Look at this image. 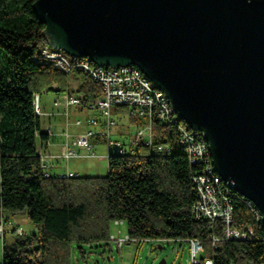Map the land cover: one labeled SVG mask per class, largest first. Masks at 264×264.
Wrapping results in <instances>:
<instances>
[{"label": "trees", "instance_id": "trees-1", "mask_svg": "<svg viewBox=\"0 0 264 264\" xmlns=\"http://www.w3.org/2000/svg\"><path fill=\"white\" fill-rule=\"evenodd\" d=\"M34 1L0 0V209L25 213L35 228L2 241L0 264H69L73 245L80 252L85 245L109 246L114 221H122L133 239H197L200 259L212 264L264 263V225L234 190L232 224L249 226L252 239L225 241L221 221L193 217L192 176L198 167L180 151L176 131L168 126L154 123L153 132L170 152L139 146L134 154L111 153L103 176H45L38 143L48 136L34 95L44 87L64 92L68 74L38 58L48 41ZM85 77L73 93L96 98L99 85ZM213 238L219 241L213 244Z\"/></svg>", "mask_w": 264, "mask_h": 264}, {"label": "water", "instance_id": "water-1", "mask_svg": "<svg viewBox=\"0 0 264 264\" xmlns=\"http://www.w3.org/2000/svg\"><path fill=\"white\" fill-rule=\"evenodd\" d=\"M32 8L50 46L96 65L135 66L164 92L264 225V0H35Z\"/></svg>", "mask_w": 264, "mask_h": 264}, {"label": "built area", "instance_id": "built-area-1", "mask_svg": "<svg viewBox=\"0 0 264 264\" xmlns=\"http://www.w3.org/2000/svg\"><path fill=\"white\" fill-rule=\"evenodd\" d=\"M38 58L68 75L75 72L84 74L100 87V94L93 99L83 94L64 91L62 101H54L55 106L64 109L62 115H64L65 122L60 132L62 141L56 152L46 149L56 133L51 125L43 129L48 138L38 143V154L45 176L52 172L60 177L78 176L79 173L68 169V161L74 158L95 157L94 147L90 143L91 138L105 142L107 151L103 157L107 160L113 152L120 155L134 154L139 146L150 148L158 153L170 152V145L155 142L153 132L154 123L168 126L176 131L177 146L180 151L187 156L191 165L198 167L192 176V191L195 194V201L191 206L193 217L208 220L211 223L221 221L223 224L222 239L225 241L253 238V231L249 226L237 229L232 224L231 190L233 189L215 172L203 134L196 129L189 128L184 121L178 118L165 93L157 89L137 67L96 65L88 57H70L48 43L39 50ZM34 106L37 115L41 117L45 115L39 106L38 94L34 95ZM71 107L96 113L87 115L84 120L79 118L70 120L69 109ZM122 108H125L124 111L130 119H146V122L136 123L135 131L127 137L126 141L115 137V134H120V130L117 129L118 123L124 116L120 113L117 116V113ZM72 127L75 130H72ZM59 168L61 171L57 172L56 169ZM243 202L255 218L261 220L262 216L256 206L246 198ZM113 223L119 226L122 221ZM14 231L15 236L24 233L12 216L0 209V240L3 241L7 234ZM119 233L118 230L117 234L110 233L109 235V242H113L117 249L122 248L125 243L134 242L141 245L145 241L130 238L127 233L123 236ZM155 241L166 242V240ZM182 241L188 243L191 264H212L209 258L203 261L200 259L202 245L197 239L190 238ZM212 241L214 244L219 239L213 238Z\"/></svg>", "mask_w": 264, "mask_h": 264}, {"label": "rangeland", "instance_id": "rangeland-1", "mask_svg": "<svg viewBox=\"0 0 264 264\" xmlns=\"http://www.w3.org/2000/svg\"><path fill=\"white\" fill-rule=\"evenodd\" d=\"M39 94V106L41 110H56L61 111V127L64 126V109L57 107L54 101H62L64 92H55L53 90L44 87L40 90ZM125 108H122L117 116L122 114L124 117L119 121L120 134H115V137L121 138L124 141L127 137L135 131L136 123L146 122L145 118L131 120L126 112ZM70 120L76 118L84 120L87 115L95 114L96 112H88L86 110L80 111L77 108L71 107L69 109ZM45 113V112H44ZM50 113V112H49ZM49 113H45L41 118L46 121ZM118 118V117H117ZM45 123V122H43ZM55 126V124H54ZM55 129V127H52ZM73 128V127H72ZM71 128V129H72ZM63 129V128H62ZM83 129V128H82ZM72 130H75L74 128ZM78 130V129H77ZM118 135V136H117ZM112 136H114L112 134ZM90 143L94 147L96 154L93 158H74L68 161V169H71L82 176H103L107 172V159L103 157L106 153V144L104 141L91 138ZM65 164V163H64ZM57 172L61 169H56ZM17 226L20 227L25 233H31L35 229L26 216L25 213H18L16 218ZM119 234L123 236L126 233V226L124 223L116 226L113 222L111 224V234ZM16 232H12L6 235L7 242H12ZM109 246H89L85 245L82 252L73 245L70 249L69 264H158L161 259H164L166 264H191L189 260L188 243L186 242H158L155 240H146L141 245L138 243H125L122 248L117 249L113 242H109ZM161 245V248L158 246ZM111 246V247H110ZM2 259V241L0 240V262Z\"/></svg>", "mask_w": 264, "mask_h": 264}, {"label": "crops", "instance_id": "crops-1", "mask_svg": "<svg viewBox=\"0 0 264 264\" xmlns=\"http://www.w3.org/2000/svg\"><path fill=\"white\" fill-rule=\"evenodd\" d=\"M85 78L86 77L81 73H73L71 75H67L66 83H65V91L73 92L75 89H77L80 86V84L82 82H84ZM43 112H45V113L50 112L49 113L50 115L46 116V117H48L46 119V121H43V118H41V120H42L41 129L43 130L47 125H51L52 127H55V129H53V130L56 133V135L51 139L52 141L47 146L46 149L51 151V152H56L59 150V144L62 141V137L60 136V132H62V128H63V126L61 127V124H62L61 114H60L61 111H60V109L57 108L55 111L54 110L48 111L45 109V110H43ZM43 122H45V123H43ZM54 124H55V126H54ZM12 218L15 219L16 215L12 216Z\"/></svg>", "mask_w": 264, "mask_h": 264}]
</instances>
